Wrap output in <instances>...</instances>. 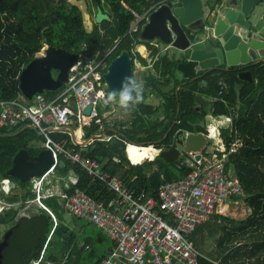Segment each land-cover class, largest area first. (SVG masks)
I'll return each mask as SVG.
<instances>
[{"label":"trees","instance_id":"16d2710c","mask_svg":"<svg viewBox=\"0 0 264 264\" xmlns=\"http://www.w3.org/2000/svg\"><path fill=\"white\" fill-rule=\"evenodd\" d=\"M151 1L160 0H91L95 14L100 7L108 18L99 23L94 20L92 28L86 30L80 8L69 0H0V100L21 97L17 77L46 46L62 47L81 58L115 46L109 60L126 49L132 59L146 66V59L135 49L137 45H146L152 59L147 73L142 74L141 100L135 105L130 103L125 119L107 121L100 117V122L93 120L78 131L77 136L83 133V138L102 132L110 136L108 140L95 138L82 153L96 159L103 170L122 179L126 186L156 194L164 181L180 178L191 170L184 163L187 154L182 152L183 157L170 162L158 155L149 159L154 156L150 155L132 164L125 154V144L150 146L151 152L155 151L151 145L167 149L175 145L179 131L205 132L207 114L229 115L230 125L220 130L224 143L228 148L234 138L242 142L225 162V169L242 187V193L230 199L243 200L250 211L242 219L215 213L210 216L214 217L212 223H207L210 218L199 223L188 237L197 250L207 253L198 256V264H264V61L230 66L229 70H211L176 90L182 81L176 76L178 60L174 55L161 53L149 40L141 39V26L146 19L138 22L136 30H130L134 13L142 14ZM221 2L206 0V5L212 9ZM244 70L250 71V81L239 78V72ZM222 81L226 88L219 94ZM236 82L243 84L238 99L233 87ZM54 93L47 92L44 97L50 99ZM147 94L159 98V103H146ZM196 95L210 98L205 108L197 105ZM71 126L75 128V124ZM50 135L71 142L67 133ZM43 140V135L28 125L0 127V181H14L10 191L6 195L1 191L0 195L9 202L20 201L18 207L0 213L1 222H11L0 237V264H29L38 258L51 231L45 259L56 264H98L111 247L109 244L104 250L96 249V244L107 238L105 233L99 228V232L92 234L93 224L74 215L71 217L80 221L82 231L78 233L76 226L66 224L63 221L66 211L59 195L46 197L43 202L56 218L55 225L52 215L43 208L28 216L18 213L24 202L34 197L31 182H21L6 171L19 149L36 155L43 149ZM202 151L208 150L203 147ZM71 174L77 178L75 183L69 181ZM51 179L58 181L65 193L82 190L104 203L113 195L102 182L62 158ZM206 245L211 246L210 252L205 250Z\"/></svg>","mask_w":264,"mask_h":264},{"label":"built area","instance_id":"2783aa9c","mask_svg":"<svg viewBox=\"0 0 264 264\" xmlns=\"http://www.w3.org/2000/svg\"><path fill=\"white\" fill-rule=\"evenodd\" d=\"M161 1L150 4L140 15L134 13L135 20L131 23L130 30H136L138 22L147 19L148 14ZM114 47L97 52L91 57H80L69 71L68 83L55 91L50 99L38 94L29 101L30 104L23 103L20 98L0 100V127L21 124L34 128L43 135L42 146L50 151L53 159L52 165L45 173L30 180L34 197L26 200L24 207L28 208L30 204L35 203L53 216L42 200L59 195L67 213L92 223L110 239L111 247L98 264H198L200 253L188 234L199 223L219 212V206L225 200L242 193L238 180L225 169L228 154L235 152L242 142L239 138H234L227 148L219 128L228 127L231 117H213L203 132L207 141L211 140V149L207 152L201 150L197 159L195 152L186 153L184 163L190 166L191 170L180 178L164 181L156 194H149L145 189L128 187L122 179L103 170L96 159L85 156L82 150L95 138L108 140L110 136L97 133L86 139H77L80 143L71 138L78 129L88 126L93 120L100 122V117H105L99 116L95 104L100 100L108 105V102H105L107 93L104 91L106 83L103 73ZM224 88L226 83L222 81L219 94ZM88 104H92V107L90 112L85 114L83 108ZM74 124L75 128L72 129L70 126ZM52 132L69 134L71 142L66 138H52ZM130 144L136 145L126 143L125 149ZM153 147L156 151L160 150ZM155 156L154 154L149 159ZM59 158L78 165L93 180L102 182L107 191L113 194L112 197L104 203L78 189L71 193L56 194L48 176L53 172ZM70 181L75 183L76 176ZM11 186L9 180L0 181V192L3 191L6 195ZM19 205L20 201L9 202L0 195V213ZM51 233L52 231L46 238L38 258L29 264H55L44 257Z\"/></svg>","mask_w":264,"mask_h":264},{"label":"water","instance_id":"95a60500","mask_svg":"<svg viewBox=\"0 0 264 264\" xmlns=\"http://www.w3.org/2000/svg\"><path fill=\"white\" fill-rule=\"evenodd\" d=\"M154 2L151 1L150 4ZM107 18L108 15L97 7L95 22L99 23ZM140 37L144 40L156 39L174 50V57L178 60L176 73L182 80L176 87L177 90L179 86L208 71L229 70L230 66L264 61V0H228L226 5L208 13L204 12L202 0H162L148 14ZM79 59V54L62 47H44L41 53L21 69L17 77L19 93L30 101L35 95L59 90L68 83L69 71ZM134 63L135 60L126 49L112 57L103 73L106 83L104 91L118 92L122 81L128 83L126 78L135 81ZM238 76L243 80H251L248 70L239 72ZM242 85L240 82L234 83L237 99ZM195 101L205 107L202 96L196 95ZM91 107L92 104L85 106L83 113L88 114ZM206 118L210 119L209 116ZM71 139L80 143L74 136ZM206 143L207 138L203 132L179 131L175 135V145L167 149L160 148L155 151V155L170 162L177 160L182 152H195L197 159ZM52 163L48 149H41L36 155H30L22 148L13 156L12 165L6 174L27 182L45 173Z\"/></svg>","mask_w":264,"mask_h":264},{"label":"rangeland","instance_id":"374dc122","mask_svg":"<svg viewBox=\"0 0 264 264\" xmlns=\"http://www.w3.org/2000/svg\"><path fill=\"white\" fill-rule=\"evenodd\" d=\"M69 1L71 3L76 4L80 8L81 13H82L83 24L85 26V29L86 30H90L92 28L93 21H94V18H95V7L91 6V0H69ZM89 6H91V9L89 8ZM142 26H141V28H142ZM164 45L165 44H163V43L162 44L159 43L158 48L161 51L166 52V53L169 52L168 54H170V49L168 51L165 50L164 47H163ZM135 49L139 53H141V55L146 59L147 63L151 62L152 58H151L150 55H148L147 51H145L142 47L141 48L140 47H135ZM41 52H42V50L39 53H41ZM172 54L173 55L175 54L174 51H172L171 56H172ZM148 69H149V67H147L146 69L143 70V69H141L140 66H135L134 69H133V77H134L135 82L139 83L142 86V74H146ZM108 94L109 93H107L106 96ZM20 99H21V101L23 103L30 104L29 101H27L22 96L20 97ZM145 102L146 103H150L152 105H156L157 103H159V98L153 97V96H150V95L147 94L146 98H145ZM95 107L97 109V112H98L99 116H105L107 121H111V120H114V119L115 120L125 119V118L128 117V114H129V110L121 108L116 100L109 101L108 105H105L100 100H97V103L95 104ZM104 113H105V115H103ZM222 128H224V127H220L219 129L222 130ZM211 146H212V143H211V140L209 139L207 141V143H206V146H205L206 150H210ZM150 153H151V151H149V149H147L145 147H141L140 148V154H139L140 156L145 155L144 157H146V156H149L148 154H150ZM181 157H183V153L180 154V158ZM133 161L134 162H139V161H135V160H133ZM48 178L52 182L51 174L48 176ZM53 182L56 183V181H53ZM53 182H52V184H53ZM57 183L53 184V185L56 186ZM9 184H14V181L10 179L9 180ZM57 187H59V186L57 185ZM42 201L45 202L44 199ZM224 203H228V209H222V206H223ZM39 210H40V207H38L35 203L30 204V206L28 208H25L24 206H22L19 209L20 212H27V211H29V212H38ZM218 211H220V213H222V214H226V215H229V216H232V217H235V218H241V217L246 216L247 213H249V207L247 206V204L243 200H239V201L235 202V201H232L229 198V199L225 200L221 204V206H219ZM64 215L66 216L64 218L72 219V221H74L72 223L81 224L80 221L73 220V218L71 217L70 214L65 213ZM10 224H11V222H8V221H2V222L0 221V237L4 234L5 229H7L10 226ZM90 227L92 229V234L94 232L97 233L100 230L98 227H96L94 225H90ZM108 243H109L108 238H105L103 240V242H101L100 244H96V249L98 251L104 250L108 246Z\"/></svg>","mask_w":264,"mask_h":264},{"label":"crops","instance_id":"0c3cea01","mask_svg":"<svg viewBox=\"0 0 264 264\" xmlns=\"http://www.w3.org/2000/svg\"><path fill=\"white\" fill-rule=\"evenodd\" d=\"M203 1V7H204V12L205 13H208L209 11H211V10H215V9H217V8H221L222 6H224V5H226L227 4V2H228V0H222V2L220 3V4H215L214 6H213V8L212 9H210V7L208 6V5H206V0H202ZM158 40H156V39H152V40H149V43L150 44H156L157 46L159 45V41L157 42ZM136 47H142L145 51H147L146 50V48H145V45L144 44H140V45H137ZM164 47V49L165 50H169L170 49V54H168V56H171V53H172V51H174L172 48H170V47H167V46H163ZM159 51H161L160 49H159ZM161 53H166V52H163V51H161ZM141 54V53H140ZM173 55V54H172ZM176 76L179 78V75L176 73ZM201 96V95H200ZM202 98L205 100V107H206V105H207V100H209L210 98H206V97H204V96H202ZM198 105V104H197ZM198 106H200V105H198ZM202 107V106H201ZM205 107H202V108H205ZM207 116H209L210 117V119L209 120H207ZM217 116V115H216ZM206 117H205V120H204V125H205V128H206V125L208 124V122H210L211 121V119L213 118V117H215V116H213V115H211L210 113L209 114H207L206 115ZM72 129H74L72 126H70ZM82 130H83V128H82ZM70 131V130H69ZM71 132V131H70ZM103 133V132H102ZM102 133H99L100 135L102 134ZM83 134V133H82ZM92 136V135H91ZM75 139L77 140V139H81L82 137H83V135L82 136H77V133L75 134ZM84 139H86V138H84ZM145 148H146V146H144ZM44 149V148H43ZM150 149V148H149ZM139 154H140V151H139ZM145 155H142V156H138V158H136L135 159V161H142L145 157H144ZM72 177H74V174H71L70 175V177H69V181H70V179L72 178ZM58 181H56V183H57ZM71 182V181H70ZM56 183H54V184H56ZM72 183V182H71ZM53 185V184H52ZM57 185L59 186V182L57 183ZM57 185L55 186V185H53V190L56 192V194L57 193H61V192H64L62 189H61V187L59 186V187H57ZM236 202V201H235ZM222 209H228V203H224L223 204V206H222ZM249 211H250V209H249ZM18 213H19V215H26V216H28L29 214H31V212H29V211H27L25 214H20V211H18ZM67 213V212H66ZM215 213H217V214H221V215H226V214H222V213H220V211L219 212H215ZM214 213V214H215ZM67 214H69V213H67ZM248 214V213H247ZM246 214V215H247ZM213 215V214H212ZM226 216H229V215H226ZM54 217V215L52 216V218ZM63 217H66L65 215L63 216ZM230 217H232V216H230ZM245 217V216H244ZM244 217H241V218H235V217H232V218H235V219H242V218H244ZM55 219V220H54ZM213 220H214V217H211L208 221H207V223H212L213 222ZM53 221H55V223H56V218L54 217L53 218ZM64 222H66V224H68L69 226H71V227H75V228H77V232L78 233H80L81 231H82V228H81V225L80 224H77V223H72V222H74V221H71V219H66V218H64V220H63ZM106 235V234H105ZM107 237V236H106ZM108 238V237H107ZM49 239H50V237H49ZM110 239L108 238V241H109ZM49 241V240H48ZM111 241H109V243H108V245L110 244L111 245V243H110ZM48 243V242H47ZM44 246V245H43ZM47 246V245H46ZM211 246H208V245H206V247H205V250L206 251H208V252H210L212 249L210 248ZM42 250V249H41ZM45 250H46V248H45ZM199 251V253H200V255L201 256H207L206 254V252H202V251H200V250H198ZM48 260V259H47ZM49 261H52V262H54L55 263V261H53V260H49ZM56 264V263H55Z\"/></svg>","mask_w":264,"mask_h":264},{"label":"clouds","instance_id":"9594fccd","mask_svg":"<svg viewBox=\"0 0 264 264\" xmlns=\"http://www.w3.org/2000/svg\"><path fill=\"white\" fill-rule=\"evenodd\" d=\"M126 80L128 81V83L125 84L122 81V86L118 92H110L105 97L106 103L116 100L121 108L128 109L130 107V103L131 105H135L141 100L142 86L139 83L128 78H126Z\"/></svg>","mask_w":264,"mask_h":264},{"label":"bare ground","instance_id":"6f19581e","mask_svg":"<svg viewBox=\"0 0 264 264\" xmlns=\"http://www.w3.org/2000/svg\"><path fill=\"white\" fill-rule=\"evenodd\" d=\"M77 131H82V129H78ZM140 145V144H139ZM141 147H144V146H136V145H132L130 144L129 146L126 147L125 149V152H126V155L128 157V159L131 161V162H134L133 160H135L136 158H138L139 156V151H140V148ZM153 147V146H152ZM147 149L150 148V146H146ZM155 150V149H154ZM156 151V150H155ZM155 151L154 152H151L150 154H148L149 156L150 155H154L155 154ZM147 157V156H146ZM145 157V158H146ZM144 158V159H145ZM143 159V160H144ZM142 160V161H143Z\"/></svg>","mask_w":264,"mask_h":264},{"label":"flooded vegetation","instance_id":"af4514ba","mask_svg":"<svg viewBox=\"0 0 264 264\" xmlns=\"http://www.w3.org/2000/svg\"><path fill=\"white\" fill-rule=\"evenodd\" d=\"M164 46H166V45H164ZM145 48H146V50H147V53H148V55H149V49L146 47V45H145ZM161 52V51H160ZM135 60V59H134ZM137 64H139L140 65V67H141V69H146L149 65H151L150 63H147V65L145 66V65H141L140 64V62H138L137 60H135V63H134V66H133V69H134V67L135 66H137ZM142 70V71H143Z\"/></svg>","mask_w":264,"mask_h":264}]
</instances>
